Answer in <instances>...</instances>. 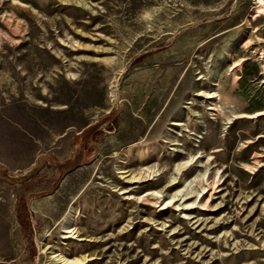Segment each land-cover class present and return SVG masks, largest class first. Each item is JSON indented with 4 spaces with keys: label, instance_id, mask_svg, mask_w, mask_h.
<instances>
[{
    "label": "rangeland",
    "instance_id": "374dc122",
    "mask_svg": "<svg viewBox=\"0 0 264 264\" xmlns=\"http://www.w3.org/2000/svg\"><path fill=\"white\" fill-rule=\"evenodd\" d=\"M61 259L264 264V4L0 0V264Z\"/></svg>",
    "mask_w": 264,
    "mask_h": 264
},
{
    "label": "bare ground",
    "instance_id": "6f19581e",
    "mask_svg": "<svg viewBox=\"0 0 264 264\" xmlns=\"http://www.w3.org/2000/svg\"><path fill=\"white\" fill-rule=\"evenodd\" d=\"M258 1V3L260 4V5H263L264 4V0H257ZM258 14H262V8H259L258 9ZM69 214V213H68ZM65 225V224H64ZM70 234H72V233H70ZM79 261L78 260H75V261H68V260H65V259H61L60 261H59V264H76V263H78Z\"/></svg>",
    "mask_w": 264,
    "mask_h": 264
}]
</instances>
